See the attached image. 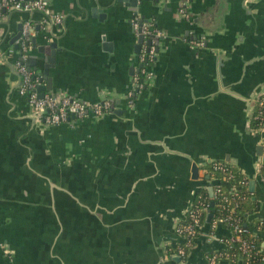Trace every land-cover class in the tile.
<instances>
[{"label":"crops","instance_id":"obj_1","mask_svg":"<svg viewBox=\"0 0 264 264\" xmlns=\"http://www.w3.org/2000/svg\"><path fill=\"white\" fill-rule=\"evenodd\" d=\"M51 2L61 24L40 11L0 10V264H208L236 239L225 222L206 216L188 255L173 250L182 243L175 224L198 190L223 182L213 162L246 175L258 205L247 224L264 217L263 133L253 123L264 92V0ZM137 13L164 40L130 107L146 40L137 50ZM25 22L37 46L56 44L52 90L87 103L107 97L114 112L57 126L31 114L18 53L8 54ZM200 39L202 48L191 42ZM29 52L44 56L32 43Z\"/></svg>","mask_w":264,"mask_h":264},{"label":"built area","instance_id":"obj_2","mask_svg":"<svg viewBox=\"0 0 264 264\" xmlns=\"http://www.w3.org/2000/svg\"><path fill=\"white\" fill-rule=\"evenodd\" d=\"M6 9L8 11L24 10V11H40L45 14L54 24H61L64 15L60 12H55L52 7L51 0H0V10ZM181 16L187 20L192 21L191 15L188 13L187 8L181 9ZM132 28L136 36H144L145 43L139 55V61L143 66L132 77V84L130 89L126 92V101L130 107H134L135 94L140 89L144 88L154 77L153 65L157 59V38L164 35L157 26L150 22H143L141 16L137 13L131 20ZM43 27V25H42ZM44 28V27H43ZM33 26L29 22L23 24V35L19 40L20 50L10 48L8 50L9 55H16L18 57L15 60V66L18 72L22 76V84L19 87V93L26 96L31 114L40 122L43 126H57L62 123H76L79 120H83L90 114L96 117L103 116L105 114H111L114 112V104L107 98H101L92 103L82 101L78 97H74L69 94L47 91L43 96H40L38 87L43 85L42 77L37 75L33 69L30 68L29 60V48L30 40L33 35ZM151 40V43L148 40ZM27 42L30 43L27 46ZM198 47H204L205 42L200 39L199 41H191ZM142 75V77H141ZM253 120L256 128L262 132L261 145L263 147L262 155L256 164V173L264 181V92H261L254 100ZM212 168L215 171L227 172L229 165L215 161L212 163ZM233 174H229L228 178H232ZM220 187V184L217 185ZM201 188H207V186H201ZM196 193L195 200L186 213V216L181 220H178L175 224V231L182 238V243L173 250L177 256L184 258L188 255L189 251L194 246V241L198 236L199 229L204 223L205 217L208 214L210 206L205 200L202 199L200 190ZM221 190L217 188L216 193ZM248 191V189H246ZM223 204H227L229 209L228 213L222 218H213V222H225L232 233L236 236L235 241L240 242L238 249L239 255L246 256V263H250L252 260H260L264 264V248L260 249L259 245L251 238L249 228L243 226L241 218L236 213V207L239 199L236 196V190H231L224 194L222 197ZM257 230H261L260 226ZM264 245V243H263ZM232 247L229 245V249ZM227 249L223 252H217L208 258V264H220L222 261H226L225 264H235L237 258L231 257V253ZM244 261L245 259L242 258Z\"/></svg>","mask_w":264,"mask_h":264},{"label":"trees","instance_id":"obj_3","mask_svg":"<svg viewBox=\"0 0 264 264\" xmlns=\"http://www.w3.org/2000/svg\"><path fill=\"white\" fill-rule=\"evenodd\" d=\"M142 77V75H141ZM254 123V120H253ZM255 126V124H254ZM211 168V166H210ZM212 169V168H211ZM216 175L218 177H221L223 182L220 184V187H217V185H214V193L213 196L210 195L208 188H201L200 194L202 195V199L205 200L206 203L211 206V202H214L213 210H214V218H222L228 213V205L225 203L223 204L222 197L224 194L228 193L231 188H234L236 190V196L239 199L238 205L236 207V213L241 218L243 226H247L251 233V238L255 240V242L259 245L260 249L264 248V217H258L255 226H249L247 223V217L257 211L258 205L255 200L252 198V194L250 193L248 189V180L246 175L241 173L239 170L234 169L233 167L229 166L227 172H220L216 171ZM229 174H233L232 178H228ZM217 188H220V192L216 193ZM248 189V191H246ZM206 218V217H205ZM260 226L261 230H257V227ZM238 241H234L232 243V247L229 249L231 253V257L237 258V256L240 254L238 246ZM242 258H244V263L247 264L246 256L242 255ZM235 264H238L235 262ZM248 264H262L260 260H252Z\"/></svg>","mask_w":264,"mask_h":264},{"label":"water","instance_id":"obj_4","mask_svg":"<svg viewBox=\"0 0 264 264\" xmlns=\"http://www.w3.org/2000/svg\"><path fill=\"white\" fill-rule=\"evenodd\" d=\"M6 11L7 10L4 9V12H6ZM21 11H24V10H21ZM27 12H30V11H27ZM22 35H23V23L20 24L18 32L14 35L13 40H12V43H15V49L16 50H20L19 40L21 39ZM45 37H47V36H45ZM144 39H145L144 36H142V35L139 36V38H138L139 44L137 46V50L139 49L141 44L144 42ZM162 39L164 40V36L157 38L156 43L159 45V43ZM148 42L151 43V40L149 39ZM30 43H32L33 48H38L39 52L44 54V56H42V58H38V56H31L32 52H29L30 62H28L31 69H32V66H36V65H40L41 68H43V74L44 75H42L41 77H43L45 80H47V84L41 85L38 87V91L40 93V96H43L45 94L46 90L50 91L53 89V78L50 76L49 67L51 65L50 63L55 61L56 44L50 43L48 46H46V45L37 46V38L34 35L31 36ZM30 43L27 42L26 43L27 46H29ZM157 52H159V46H157ZM38 59H41L43 61L44 65H41L42 63ZM142 66H143V64H141V67ZM258 149H259L258 150L259 155H262L263 147L260 146ZM194 172L198 173V167L196 165H195ZM253 185H254V181H251V183H250V189L251 190L253 189ZM207 188H208L210 195L213 196L214 186L209 185V186H207ZM213 206H214V202H211V206H210V209L208 211L207 218H206V221L208 223H211L213 218H214Z\"/></svg>","mask_w":264,"mask_h":264}]
</instances>
